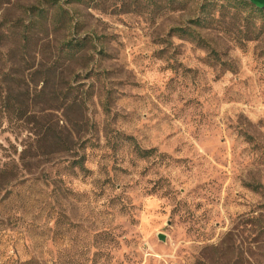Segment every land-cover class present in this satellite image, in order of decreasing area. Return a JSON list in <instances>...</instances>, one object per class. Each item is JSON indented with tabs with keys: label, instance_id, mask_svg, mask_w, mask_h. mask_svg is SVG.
Returning <instances> with one entry per match:
<instances>
[{
	"label": "rangeland",
	"instance_id": "1",
	"mask_svg": "<svg viewBox=\"0 0 264 264\" xmlns=\"http://www.w3.org/2000/svg\"><path fill=\"white\" fill-rule=\"evenodd\" d=\"M7 1L0 264H264V14Z\"/></svg>",
	"mask_w": 264,
	"mask_h": 264
},
{
	"label": "trees",
	"instance_id": "2",
	"mask_svg": "<svg viewBox=\"0 0 264 264\" xmlns=\"http://www.w3.org/2000/svg\"><path fill=\"white\" fill-rule=\"evenodd\" d=\"M238 3L244 6H248L250 8V11L252 14H264V9L258 8L255 5L250 4L246 0H237ZM8 1L7 0H0V4H6Z\"/></svg>",
	"mask_w": 264,
	"mask_h": 264
},
{
	"label": "water",
	"instance_id": "3",
	"mask_svg": "<svg viewBox=\"0 0 264 264\" xmlns=\"http://www.w3.org/2000/svg\"><path fill=\"white\" fill-rule=\"evenodd\" d=\"M246 1L251 2L253 5H255L258 8L264 9V0H246ZM160 238L164 239L165 237L163 234H161Z\"/></svg>",
	"mask_w": 264,
	"mask_h": 264
}]
</instances>
